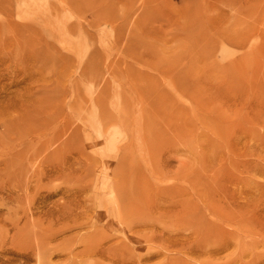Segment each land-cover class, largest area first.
<instances>
[{
	"label": "rangeland",
	"instance_id": "1",
	"mask_svg": "<svg viewBox=\"0 0 264 264\" xmlns=\"http://www.w3.org/2000/svg\"><path fill=\"white\" fill-rule=\"evenodd\" d=\"M24 251L264 264V0H0V263Z\"/></svg>",
	"mask_w": 264,
	"mask_h": 264
},
{
	"label": "bare ground",
	"instance_id": "2",
	"mask_svg": "<svg viewBox=\"0 0 264 264\" xmlns=\"http://www.w3.org/2000/svg\"><path fill=\"white\" fill-rule=\"evenodd\" d=\"M243 236H245V235H243ZM242 237V236H241ZM22 252V251H21ZM25 252V251H24ZM39 252H40V250H39ZM14 254V253H13ZM32 254H33V252H32ZM41 254V253H40ZM16 255V257H19V259L17 258V260H16V262H11L10 261V259L9 260H7V262H6V264H25L26 263V261H27V259L29 258V253H16L15 254ZM33 255H35V252H34V254ZM44 255V254H43ZM261 255H263L264 256V253L263 254H261ZM40 257V256H39ZM33 259V258H32ZM25 260V261H24ZM0 264H2V263H0Z\"/></svg>",
	"mask_w": 264,
	"mask_h": 264
}]
</instances>
